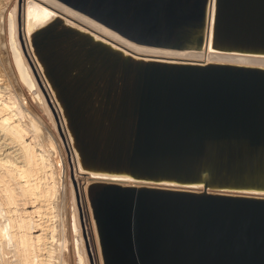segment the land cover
I'll return each instance as SVG.
<instances>
[{"label":"water","instance_id":"obj_1","mask_svg":"<svg viewBox=\"0 0 264 264\" xmlns=\"http://www.w3.org/2000/svg\"><path fill=\"white\" fill-rule=\"evenodd\" d=\"M57 1L139 45L264 57V0ZM30 42L100 177L83 194L97 264H264V67L136 56L53 14Z\"/></svg>","mask_w":264,"mask_h":264},{"label":"bare ground","instance_id":"obj_2","mask_svg":"<svg viewBox=\"0 0 264 264\" xmlns=\"http://www.w3.org/2000/svg\"><path fill=\"white\" fill-rule=\"evenodd\" d=\"M49 14L144 58L264 67V57L218 53L209 46L139 45L57 0H0V264H91L86 242L93 254L94 227L87 223L83 194L100 177L79 172L62 111L30 42L32 29ZM70 168L75 180L85 179L80 195L85 227Z\"/></svg>","mask_w":264,"mask_h":264},{"label":"rangeland","instance_id":"obj_3","mask_svg":"<svg viewBox=\"0 0 264 264\" xmlns=\"http://www.w3.org/2000/svg\"><path fill=\"white\" fill-rule=\"evenodd\" d=\"M2 4L3 3H5V2H1ZM70 177H71V168H70ZM77 180V182H78V185H80V182H82V183H85V179L83 178V177H79V178H77L76 179ZM72 184V183H71ZM81 195V194H80ZM82 207H83V204H82ZM26 209L27 210H32V206H30V205H28V206H26ZM37 219V218H36ZM32 231H33V234H38V233H40V230H38V228H35V229H32Z\"/></svg>","mask_w":264,"mask_h":264}]
</instances>
